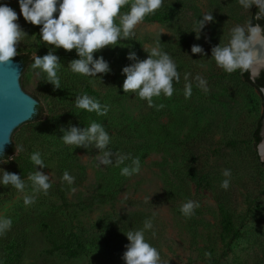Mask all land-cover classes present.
<instances>
[{
	"label": "rangeland",
	"instance_id": "obj_1",
	"mask_svg": "<svg viewBox=\"0 0 264 264\" xmlns=\"http://www.w3.org/2000/svg\"><path fill=\"white\" fill-rule=\"evenodd\" d=\"M5 2L19 15L17 0ZM159 9L170 10L171 18L140 22L134 36L99 53L109 61L111 73L102 80L86 76L108 106L104 115L111 128L106 130L108 148L115 154L108 166H98L95 148L63 143L61 128L80 126L75 117L59 114L62 88L47 83L45 74L31 68L32 62L23 68L38 100L43 104L45 97L50 98L52 108L44 106L43 118L28 122L15 135L14 153L0 167L16 173L15 165L38 151L45 167L37 166L21 177L28 185L26 192L32 194L28 177L36 170L49 175L51 187L25 205V193L10 185L0 186V216L10 218L12 225L28 222L27 239L16 264H124L122 255L73 258L53 249L41 225L34 222L40 217L53 218L56 225L81 238L127 243L124 233L143 228L150 219L153 227L145 232V239L160 253L161 264H209V259L216 264H264V165L256 161L252 146L264 97L243 81L239 70L226 73L211 58V48L227 44L230 30L245 25L253 8L244 10L238 0H163ZM208 13L215 22L197 40L192 32L195 22ZM19 23L28 35L22 38L18 52L30 51L33 58L48 54L51 46L40 40L39 27L25 23L22 16ZM194 44L202 46L206 55L191 54ZM157 46L176 63L180 81L173 82L172 96L153 97L149 106L135 93L123 92L120 60L129 48L144 59L145 50ZM53 54L59 57L62 81L73 73L68 64L78 57L75 50L57 49ZM185 74L193 83L187 98ZM197 75L206 81L207 91L196 86ZM17 147L23 150L16 151ZM119 156L127 159L118 163ZM133 158L140 160L139 172L122 176L121 168ZM225 169L231 170L227 190L220 187ZM65 171L74 177L72 184L62 179ZM218 198L225 200L235 218L238 235L234 238L222 234ZM188 200L200 206L185 217L180 208Z\"/></svg>",
	"mask_w": 264,
	"mask_h": 264
},
{
	"label": "clouds",
	"instance_id": "obj_2",
	"mask_svg": "<svg viewBox=\"0 0 264 264\" xmlns=\"http://www.w3.org/2000/svg\"><path fill=\"white\" fill-rule=\"evenodd\" d=\"M162 2L163 0H17L18 15L5 0H0V64H10L19 55L18 46L22 38L28 35L19 23L22 16L25 23L39 27L40 40L51 46L48 54L34 56L31 68L45 74L46 82L54 89L61 88L58 75L61 63L59 57L53 54L57 49L66 52L75 50L78 58L68 64L73 73L99 77L102 80V76L111 73L112 69L109 61L99 53L105 48H114L111 46L117 45L118 41L134 36L136 25L147 15L155 13L162 6ZM238 3L247 11L255 7L256 12L245 25L238 24L230 30L227 44L219 43L211 48V58L226 73L231 74L237 70L241 73L248 72L250 79L254 81L264 70V25L259 23L264 21V0H238ZM125 5L129 6L128 11L121 12ZM214 22L212 13L204 14L195 22L196 28L192 31L195 38L199 40L206 26ZM129 49L126 59L130 63L121 69V74L125 77L121 85L123 92L135 93L139 98L146 100L149 106H152L153 97H159L161 94L172 96L173 82L180 81V74L170 55L157 46L150 52L144 49L147 56L141 59L134 50ZM191 54L206 55L199 44L192 45ZM184 79V95L187 98L191 96L193 83L189 80V74H185ZM194 81L197 87L207 91L203 78L197 75ZM75 106L101 116L108 112L107 105H102L87 94L78 95ZM61 132L63 135L60 139L66 145L84 149L95 148L98 153V166L113 163L115 154L108 148L110 136L100 123L93 121L87 127L70 124L67 129L61 128ZM5 144L7 143H0V165L9 161L5 162ZM22 150L20 147L16 148V151ZM125 159L126 156H119L117 162L123 163ZM30 160L36 168L45 167L38 151L30 155ZM139 170L140 160L133 158L130 165L121 168L120 174L131 176ZM222 175L225 179L220 187L227 190L230 187L231 170L225 169ZM62 179L68 184L74 181V177L67 171L63 173ZM28 180L32 194L26 192L28 185L20 175L0 167V186L10 185L25 193V205L34 202L36 193L47 194L51 187L49 175L38 170L30 174ZM199 206L197 201L188 200L181 206L180 211L185 217H190ZM11 225L10 218L0 216V236L10 230ZM152 227L151 220L146 219L143 228L124 233L128 241L122 255L124 264H161L160 253L145 239V232Z\"/></svg>",
	"mask_w": 264,
	"mask_h": 264
},
{
	"label": "trees",
	"instance_id": "obj_3",
	"mask_svg": "<svg viewBox=\"0 0 264 264\" xmlns=\"http://www.w3.org/2000/svg\"><path fill=\"white\" fill-rule=\"evenodd\" d=\"M170 15V10L157 9L155 13L147 15L143 21H166L171 18ZM253 23H256V21H253ZM259 23L264 25V21H260ZM31 54L32 53L30 51L26 53H19V55L14 59L20 61L24 68L33 61V57ZM128 62L129 61L126 58H121L120 68L122 69L128 64ZM239 76L245 83L251 85L262 94L261 89L264 88V70L261 71L260 76L254 81L253 79H250L248 72H239ZM61 82V92L63 93V95L60 99L59 114L63 116L75 117L80 127H87L91 122L95 121L97 123H100L105 128V130L111 129L104 115H97L95 112L89 113L86 110L78 109L75 106V99L78 95L81 94H87L104 105L98 93L90 86L86 76L77 73H71L70 75H67L65 78H63ZM44 101L45 103L43 104L38 101L36 113L34 114L32 119L27 122L41 120L45 114L44 106H47L49 109L52 108L50 98L45 97ZM263 129L264 110L262 115L256 121L255 128L252 132V146L256 150L254 151L255 159L261 165H264V160L260 159L256 147L263 138ZM13 153L14 145L11 143L10 147L4 153L5 159H8ZM35 168L36 166L32 163L31 160L22 159L21 162H18L15 165V172L21 177H24L33 172ZM217 202L221 217L222 234L228 238L236 237L238 235V231L233 227L235 224V218L230 211L228 204L223 198H218ZM34 222L41 225L46 238L52 245L53 249L60 251L68 257L75 258L88 255H103L115 257L123 255V252L125 251V245L127 244V242L118 239L98 237L81 238L79 235L75 234L72 231L66 232L65 229H63L59 225H56L54 219L50 217H40ZM27 224V221L20 220L14 225H11L10 230H8L4 235L0 237V247H2L3 249L0 253V264H16V257L20 253L22 244L27 239ZM209 264H216V261L209 259Z\"/></svg>",
	"mask_w": 264,
	"mask_h": 264
},
{
	"label": "water",
	"instance_id": "obj_4",
	"mask_svg": "<svg viewBox=\"0 0 264 264\" xmlns=\"http://www.w3.org/2000/svg\"><path fill=\"white\" fill-rule=\"evenodd\" d=\"M261 92L264 97V88ZM38 101L20 61L0 64V143H7L3 146L4 153L11 143L15 148V135L32 119ZM263 140L256 147L261 160H264L260 150Z\"/></svg>",
	"mask_w": 264,
	"mask_h": 264
},
{
	"label": "bare ground",
	"instance_id": "obj_5",
	"mask_svg": "<svg viewBox=\"0 0 264 264\" xmlns=\"http://www.w3.org/2000/svg\"><path fill=\"white\" fill-rule=\"evenodd\" d=\"M260 150H261V152L264 153V140L262 141V144H261V146H260Z\"/></svg>",
	"mask_w": 264,
	"mask_h": 264
},
{
	"label": "flooded vegetation",
	"instance_id": "obj_6",
	"mask_svg": "<svg viewBox=\"0 0 264 264\" xmlns=\"http://www.w3.org/2000/svg\"><path fill=\"white\" fill-rule=\"evenodd\" d=\"M255 12H256V8L253 7V10H252V16H253V14H255ZM251 18H252V17H251Z\"/></svg>",
	"mask_w": 264,
	"mask_h": 264
}]
</instances>
